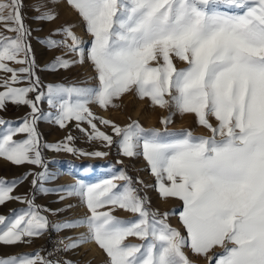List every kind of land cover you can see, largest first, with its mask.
<instances>
[{"label":"snow or ice","instance_id":"1","mask_svg":"<svg viewBox=\"0 0 264 264\" xmlns=\"http://www.w3.org/2000/svg\"><path fill=\"white\" fill-rule=\"evenodd\" d=\"M86 21L93 36L88 56L97 71L96 88L48 86V103L58 108L55 121L87 120L94 130L91 138L108 145L113 137L97 129L96 117L88 105L115 106L114 100L135 87L138 95L149 97L161 107L174 105L181 114L194 113L198 123L211 130V136H196L190 130L161 132L146 129L133 121L126 126L101 118L111 124L120 139L123 154H140L147 159L163 197H177L184 202L181 220L187 237L166 222L158 211L146 207L131 178L124 172L100 184L62 186L84 196L91 214L82 220L56 225L57 228L86 224L88 232L65 245L77 247L95 241L109 257V264H193L184 248L207 256L215 247L223 253L208 257L209 264H264V0H68ZM20 0L0 4V21L11 22L0 34V70L12 73L3 81L0 108L6 101L28 104L31 118L19 126L0 118L6 125L0 132V157L17 165L42 164L40 136L35 127L40 117L36 101L28 93L37 90L39 78L32 80L34 59L27 43L29 29L21 16ZM11 9L5 16V10ZM228 9V10H224ZM54 19L51 12L38 17ZM70 38L53 40L51 47L66 46L80 52L81 39L71 26L61 29ZM23 54V56H21ZM170 54L186 62L177 68ZM162 59L155 66L151 63ZM5 61L27 64L13 69ZM74 61L57 57L50 68H67ZM27 73L26 87L12 86ZM168 97V98H166ZM174 114V113H173ZM214 116V126L209 117ZM171 122L166 117L163 123ZM18 133L27 134L16 140ZM71 140L69 136L67 138ZM57 150L76 151L67 143L46 145ZM105 156L107 153H90ZM40 178L45 173L38 174ZM124 180L123 186L114 181ZM170 182V183H166ZM20 182L0 178V204L21 197L11 195ZM35 184L36 181L34 180ZM43 191H50L43 189ZM27 209L0 215V242H29L49 226L48 218L34 201L23 198ZM63 199V197H61ZM106 205L107 211H99ZM119 207L138 214L126 220L112 214ZM135 236L143 241L128 244ZM0 264H59L39 253L0 257ZM71 264V262H67Z\"/></svg>","mask_w":264,"mask_h":264},{"label":"rangeland","instance_id":"2","mask_svg":"<svg viewBox=\"0 0 264 264\" xmlns=\"http://www.w3.org/2000/svg\"><path fill=\"white\" fill-rule=\"evenodd\" d=\"M21 16L25 26L29 29L27 43L31 51L29 56L34 59L32 67V80L39 78L37 90L28 93V99L35 100L40 93H44L41 100L36 101L40 119L35 125L40 136L42 164H32L25 162L17 165L10 162L5 157H0V178L11 181L19 178L20 182L13 189L11 195L21 197L20 200L12 199L0 204V215L10 217L13 212L27 209L28 204L23 199L27 197L34 201L41 209V214L48 218V228L39 236L29 238V242H18L13 244V248H0V257L18 256L22 254L39 253L45 258L42 247L43 242L55 233L64 238L66 244L78 239L81 234L88 232L86 224H77L70 227L57 228L56 225L66 222L82 220L91 214L87 206L86 199L78 192L73 191L68 194V189L62 186H74L79 184L93 185L100 184L105 180L112 179L124 172L131 178L132 185L138 190V194L147 203L146 207L153 211H158L161 216L168 213L166 222L178 229L182 236L187 237V230L182 223L181 213L184 209V202L177 197H163L158 189V181L155 174L151 171V166L140 154L127 156L123 154L119 147V137L112 131L111 124H104L101 118L108 119L120 126H126L133 121L146 129H159L164 132H179L190 130L196 136H211V130L198 123V118L194 113L181 114L176 111L174 105L161 107L154 104L149 97L141 98L135 90L124 93L114 100L115 106L103 107L98 103L92 102L88 105L96 119L93 123L97 129L113 137V143L100 138H91L94 130L87 120L77 121L75 119L66 121L61 126L55 121L58 108L48 103V86L63 85L66 87L96 88L99 86L97 71L93 62L88 56L91 48L93 36L87 31L86 21L79 12L68 2V0H20ZM10 0H0V4H8ZM228 10V9H224ZM11 9L5 10V16ZM51 12L54 19H40L38 17ZM11 22L0 21V34L3 36L14 37L13 31H8ZM65 26H71V30L81 39L80 47L84 50L83 62H80V52L71 51L66 46L51 47L48 43L49 38L53 40H67L68 44L72 41L61 31ZM174 65L179 68L187 67L185 61L170 54ZM23 56V54H21ZM57 57L74 61L69 67L50 68L49 65ZM158 62L162 63L160 57L151 63L155 66ZM13 69L27 67V64L17 63L16 61H5ZM22 79L12 86L26 87L29 85L27 73H18ZM12 76V73L0 70V92L5 91L3 81ZM168 98V97H166ZM174 113V114H173ZM32 108L28 104H16L6 101L5 106L0 108V118L10 122L11 126H19L26 116L31 118ZM171 117V122L163 123L164 118ZM210 122L215 126L218 122L214 116L209 117ZM6 125H0V132ZM27 134L18 133L14 136L16 140L25 139ZM71 140H68V137ZM67 143L76 151L53 149L46 145ZM104 152L105 156L91 155L90 153ZM45 173L44 178L38 174ZM36 181L34 184L33 181ZM118 186H123L126 181H114ZM166 183H170L167 182ZM49 189L50 191H43ZM63 197V199H61ZM112 206L106 205L99 211H107ZM112 214L126 220H135L138 216L129 210L116 207ZM2 227V226H1ZM125 243L140 244L142 240L135 236L126 238ZM67 260L59 264H109V257L106 252L95 242L94 246L88 241L79 244L75 248L67 249ZM184 251L193 264H209L208 257H216L223 253V248L217 246L213 248L207 256L196 254L190 247H185ZM211 264H215V259Z\"/></svg>","mask_w":264,"mask_h":264},{"label":"built area","instance_id":"3","mask_svg":"<svg viewBox=\"0 0 264 264\" xmlns=\"http://www.w3.org/2000/svg\"><path fill=\"white\" fill-rule=\"evenodd\" d=\"M63 239L61 235L55 233L43 242L45 259L59 263L67 260L68 251L65 248L66 243Z\"/></svg>","mask_w":264,"mask_h":264},{"label":"crops","instance_id":"4","mask_svg":"<svg viewBox=\"0 0 264 264\" xmlns=\"http://www.w3.org/2000/svg\"><path fill=\"white\" fill-rule=\"evenodd\" d=\"M0 248H13V244L9 245V244H5L3 242H0ZM0 251H1V249H0Z\"/></svg>","mask_w":264,"mask_h":264},{"label":"bare ground","instance_id":"5","mask_svg":"<svg viewBox=\"0 0 264 264\" xmlns=\"http://www.w3.org/2000/svg\"><path fill=\"white\" fill-rule=\"evenodd\" d=\"M86 228H87V230H88L87 225H86ZM63 240H64V239H63ZM64 242H65V241H64ZM88 242H89V244L92 245V246H94V244H95V241H92V240H89ZM65 243H66V242H65Z\"/></svg>","mask_w":264,"mask_h":264}]
</instances>
